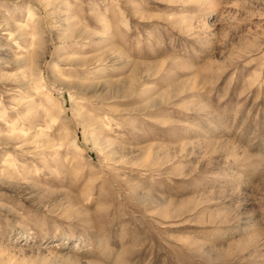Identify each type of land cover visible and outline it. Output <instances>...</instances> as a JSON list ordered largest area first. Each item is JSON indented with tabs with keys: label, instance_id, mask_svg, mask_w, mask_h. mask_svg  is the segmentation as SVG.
Returning a JSON list of instances; mask_svg holds the SVG:
<instances>
[{
	"label": "rangeland",
	"instance_id": "obj_1",
	"mask_svg": "<svg viewBox=\"0 0 264 264\" xmlns=\"http://www.w3.org/2000/svg\"><path fill=\"white\" fill-rule=\"evenodd\" d=\"M0 264H264V0H0Z\"/></svg>",
	"mask_w": 264,
	"mask_h": 264
}]
</instances>
